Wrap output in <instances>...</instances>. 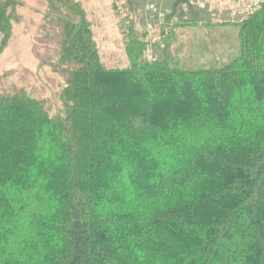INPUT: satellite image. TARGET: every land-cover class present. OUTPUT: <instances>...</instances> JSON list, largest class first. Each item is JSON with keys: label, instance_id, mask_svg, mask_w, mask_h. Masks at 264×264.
I'll return each mask as SVG.
<instances>
[{"label": "trees", "instance_id": "obj_1", "mask_svg": "<svg viewBox=\"0 0 264 264\" xmlns=\"http://www.w3.org/2000/svg\"><path fill=\"white\" fill-rule=\"evenodd\" d=\"M160 3V36L135 14L110 68L82 2L47 0L52 99L0 89V264H264V0L208 22L239 29L220 66L204 45L181 55L199 15ZM19 6L0 0V55Z\"/></svg>", "mask_w": 264, "mask_h": 264}, {"label": "rangeland", "instance_id": "obj_2", "mask_svg": "<svg viewBox=\"0 0 264 264\" xmlns=\"http://www.w3.org/2000/svg\"><path fill=\"white\" fill-rule=\"evenodd\" d=\"M20 6L16 12L17 19L13 22L12 36L0 55V89L11 90L28 85L29 92L33 88L45 90V99L53 97L54 86H48V79L54 78L60 82V77L52 73L49 67L43 68L38 59L39 47L37 37L41 35L40 28L44 24L43 15L48 9L47 0H19ZM92 24L93 34L100 52L102 62L110 68H125L128 59L125 54V36L129 24L134 21L136 30H148L149 39L158 38L163 29L154 32L151 27L153 16L150 14L154 7H158L159 0H80ZM156 1L158 3H156ZM262 0H163L161 5L170 7L179 16L183 9L198 13L197 25L176 29V36L185 43L187 55L194 50L208 47L214 53L200 62L213 66L225 65L231 62L238 52V27L212 26L208 22H223L224 19L233 20L243 18L258 8ZM156 3V5H155ZM184 10V11H186ZM153 11V10H152ZM191 14H188L189 17ZM210 24V25H209ZM215 24V23H214ZM154 28V26H152ZM167 34L169 29L166 30ZM217 33L219 41L214 45L207 33ZM208 37L204 44L203 37ZM203 40V41H202ZM182 45V43H180ZM175 46V45H174ZM176 51V49H174ZM174 51V52H175ZM188 56V55H187ZM28 88V87H27ZM56 89V88H55Z\"/></svg>", "mask_w": 264, "mask_h": 264}]
</instances>
